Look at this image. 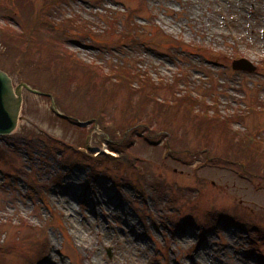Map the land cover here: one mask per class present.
<instances>
[{
  "label": "rangeland",
  "instance_id": "1",
  "mask_svg": "<svg viewBox=\"0 0 264 264\" xmlns=\"http://www.w3.org/2000/svg\"><path fill=\"white\" fill-rule=\"evenodd\" d=\"M45 1L34 0L30 16ZM126 6L136 11L139 27L151 37L144 38L148 44L122 47L116 42L120 24L107 39V12L121 13ZM14 7V0H0V24L19 32L20 25L11 16ZM44 14L57 24L78 15L91 29L42 28L37 35L42 44L57 40L75 58L99 66L107 75L112 64L131 59L154 79L146 90L140 91L136 82L112 98L110 92L117 88L113 80L107 90L78 74L80 80L68 91L79 92L85 84L99 96L110 94L100 97L101 105H106V122L131 120V115L124 117L137 113L136 102L146 94L156 97L157 106L168 105L169 111L152 119L145 135L144 127L136 130L135 137L132 131L127 133L121 138L125 148L114 151L103 141L105 132L99 127L93 130L92 120L72 124L62 118L66 114L56 98L58 113L49 96L25 90L15 139L0 135V143L12 153L0 159V219L11 223L2 226L7 231L2 230L0 243L16 244L0 251L7 252L1 254L0 264H49L53 258L58 264H264V157L258 159L249 148V158L239 161L229 138L217 133L205 138L200 132L204 129L186 118L183 106L173 103L181 91L194 98L207 93L206 71L220 72L212 77L219 76L214 92L221 112L233 117L236 131L264 139V111L249 112L246 105V93L252 91L264 101V0H66ZM180 39L190 50L187 54L174 46ZM197 45L203 51L195 49ZM8 54L7 45L0 44L3 67L18 84L20 73L13 68L20 59ZM49 54L52 57L51 52H42L46 58ZM236 54L256 63L257 70H234ZM180 67L185 76L173 93L171 82ZM38 72L43 73L34 74ZM45 79L39 83L56 92L55 82ZM160 80L166 84L159 85ZM213 100L211 94L206 106ZM193 111L199 113L197 107ZM25 134L28 141H21L18 135ZM51 136L63 140L54 154H48ZM15 141L21 143L14 145ZM204 146L209 148L203 150ZM88 152L98 157L91 158ZM101 152L117 157L124 152L127 159H108L99 156ZM24 167L32 172L26 173ZM34 175L41 183V195L34 190ZM52 215L50 229L34 230ZM23 220L33 229L21 227ZM10 231L12 236L7 235ZM38 248L47 251L38 255Z\"/></svg>",
  "mask_w": 264,
  "mask_h": 264
},
{
  "label": "trees",
  "instance_id": "2",
  "mask_svg": "<svg viewBox=\"0 0 264 264\" xmlns=\"http://www.w3.org/2000/svg\"><path fill=\"white\" fill-rule=\"evenodd\" d=\"M32 3L33 2L31 0H15V4H14L15 7L13 11L19 14L21 19L23 18L22 19L23 31L21 33L0 24V44L7 45L9 57H13L17 59L19 58L20 59L19 63L22 65L25 64V61L23 60L28 54L29 48L34 38V33L44 24V22L40 19V16H37L31 23L29 22L30 12L33 11ZM53 26H55V24ZM125 36L131 39L132 44L134 45L140 44V40L137 38V34L135 35L127 34ZM65 54L61 56V60L59 64H52L51 68H53V70L51 72L53 74H60V76H64L62 78L66 80V76H69V74H76L78 69L81 68L84 74H90V78H89L90 81L93 78L99 77L101 74H103L100 67L95 66L93 64L83 63V61L77 60L73 55L66 57ZM72 61H74V63H72ZM0 65L4 66V64L1 61V55H0ZM61 65L62 67H60ZM30 68L33 69V71L35 72L38 71L37 66L33 62L30 65ZM111 72L114 75L109 76V78L111 77L110 79L113 80L114 86L117 87V88H113L112 91L116 89L117 91H124L126 88H130L136 82L138 87H140V91L150 88V86L146 84L147 80L151 79L150 75L145 74V72L141 71V69L139 68L131 66L129 62L124 61L120 64H117L116 67L111 68ZM183 73L184 72H181L180 74ZM37 74H41V72H38ZM53 79L54 78H51L50 82L59 81V78H55V81H53ZM69 81H71V78H69ZM88 84L91 85V82H89ZM102 85H106V83L103 82ZM151 85H154V82ZM78 87L79 86H77V88ZM186 93L187 92H182L183 95L182 97L178 98V102H177L178 104L176 105L183 106L182 110L187 114H191L195 107H199L200 111L202 110V112L196 114V118L201 117L200 123L197 124L198 128L205 129V125H206V129H207V131L205 132L206 134L210 133L211 130V132H218L221 136L222 135L227 136L230 139L232 145L236 147L237 151L242 154H244L246 147H248V141L254 140L252 149L255 152V156L256 157L264 156V142L258 135L251 134L249 132H244L238 137H235L231 133L232 123L230 118L223 115L220 112V110L217 108V106L214 108L213 114H210L213 107H201V103H207L206 100L207 94L200 95L199 98H194L191 96L190 93L189 94ZM55 96L57 97V99H60L61 104L66 107L65 111L71 116L79 117L80 119L81 118L98 119L100 128L105 130V133L109 136L108 146L112 150H118V151L121 150L122 148H125L123 146L121 138L125 137L126 134L129 133L130 131L134 133L140 127H144V131H146L145 127L150 124L152 119L157 117L156 114L157 109L162 108V106L159 107L156 106V97L150 94H146L144 95V99L141 100L139 102V105L136 106L137 113L134 115L135 117L134 119H136V116L140 117L141 120L139 122L132 119L134 120L133 124H126L120 122H117V124L115 122L107 123L106 110L104 106H99L97 100L95 99V97H97V94L93 95V91H91L86 85H83L81 87V91L79 92H73L67 95L56 93ZM250 100L252 101V103L251 105L248 104V106L249 108H251L252 106L251 111H254L256 107L261 106L258 103H256L253 98H251ZM142 103L147 104V107L145 109L141 108ZM148 113L152 114L153 118L151 117L148 118L147 117ZM123 129H124V133H123ZM119 130L122 131V135L118 134ZM200 132L202 131L200 130ZM18 137L20 136L18 135ZM52 139L56 142L54 141L52 142L51 146L49 147L51 150L48 154H52L56 149L58 143H60V141L55 139L54 137H52ZM103 140H105L104 136H103ZM24 141H28V138L24 137ZM18 143H20V141H18ZM4 150L8 152L7 149H3L2 153H4L3 152ZM103 155L107 156L108 158H112V156L109 154H103ZM118 158L127 159L126 153L124 152L120 153ZM33 184H34V188L37 189L38 185L36 183ZM1 225H2V220H0V227H2ZM36 233L38 237L42 235V233L41 234H39L38 232ZM1 235H2V229H0V237ZM7 235L12 236V232L10 231L9 233H7ZM8 242L9 240H7L6 243L3 240V242L0 243V245L1 244L6 245V247L11 248L14 244L12 242L8 244ZM44 249L45 248H39L38 252L43 253L45 251Z\"/></svg>",
  "mask_w": 264,
  "mask_h": 264
},
{
  "label": "water",
  "instance_id": "3",
  "mask_svg": "<svg viewBox=\"0 0 264 264\" xmlns=\"http://www.w3.org/2000/svg\"><path fill=\"white\" fill-rule=\"evenodd\" d=\"M235 67L254 68L251 62L246 59L236 61ZM23 86H26L33 92L42 93L25 83L20 84L14 91L11 78L0 70V134L11 133L17 126L22 103Z\"/></svg>",
  "mask_w": 264,
  "mask_h": 264
},
{
  "label": "bare ground",
  "instance_id": "4",
  "mask_svg": "<svg viewBox=\"0 0 264 264\" xmlns=\"http://www.w3.org/2000/svg\"><path fill=\"white\" fill-rule=\"evenodd\" d=\"M126 227L129 228V226H126ZM82 237H84V236L82 235ZM48 262H49V264H58V263H57V260H55L54 258L51 259V260H49Z\"/></svg>",
  "mask_w": 264,
  "mask_h": 264
}]
</instances>
